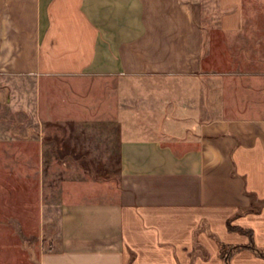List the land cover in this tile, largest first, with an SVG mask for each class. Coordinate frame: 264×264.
<instances>
[{"label":"crops","instance_id":"crops-1","mask_svg":"<svg viewBox=\"0 0 264 264\" xmlns=\"http://www.w3.org/2000/svg\"><path fill=\"white\" fill-rule=\"evenodd\" d=\"M0 74L188 82L189 137L125 111L115 196L65 201L38 264H264V0H0Z\"/></svg>","mask_w":264,"mask_h":264},{"label":"rangeland","instance_id":"rangeland-1","mask_svg":"<svg viewBox=\"0 0 264 264\" xmlns=\"http://www.w3.org/2000/svg\"><path fill=\"white\" fill-rule=\"evenodd\" d=\"M187 83L157 76L0 74V264H38L40 252L57 244L65 201L115 196L125 111L144 130L159 125L169 138L189 137L193 112L178 116L165 106ZM51 120L65 126L45 127ZM43 130L50 137L37 158Z\"/></svg>","mask_w":264,"mask_h":264},{"label":"trees","instance_id":"trees-1","mask_svg":"<svg viewBox=\"0 0 264 264\" xmlns=\"http://www.w3.org/2000/svg\"><path fill=\"white\" fill-rule=\"evenodd\" d=\"M57 128L62 129L63 127H61V126H57ZM59 143H60V141H59ZM63 144H65V143H63ZM240 247H241V246H240ZM250 247L254 248L253 245H251ZM235 248H238V247H235ZM231 251H232V250H230L229 253H228L227 250H226V248H223L222 256L225 258V262H226V264H230L229 261H230ZM260 253H261V254H264V252H260Z\"/></svg>","mask_w":264,"mask_h":264}]
</instances>
